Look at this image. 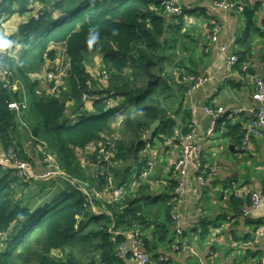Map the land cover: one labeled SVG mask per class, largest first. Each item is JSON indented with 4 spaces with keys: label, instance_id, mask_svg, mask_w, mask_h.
Segmentation results:
<instances>
[{
    "label": "trees",
    "instance_id": "trees-1",
    "mask_svg": "<svg viewBox=\"0 0 264 264\" xmlns=\"http://www.w3.org/2000/svg\"><path fill=\"white\" fill-rule=\"evenodd\" d=\"M164 2L0 0V21L30 14L37 5L42 7L40 16L21 23L14 35H0V149H13L22 160L32 161L17 135L18 114L9 107L23 101L22 93L10 88L18 77L28 83L24 87L28 105L23 114L30 136L36 145L44 142L50 151L57 150L59 165L67 176L59 178L64 189L49 193L48 198L43 197L48 183H23L13 170L0 165V233L4 235L0 264H126L131 256L120 259L118 248L130 238L140 240L146 254L162 264L160 248L172 243L175 234L171 203L178 183L169 180L159 196L150 194L148 180L135 189L132 184L147 167L142 154L147 153L148 145L154 148L167 143L179 128V121L183 134L191 132L192 113L182 112L188 91L182 80L184 76L198 77V70L185 61H176V50L186 36L181 33L184 18L196 12L184 10L181 16H172ZM262 5L254 1L244 10L248 29L240 43L249 40L251 31H260L256 16ZM90 29L98 32L91 43ZM61 45L68 60L65 88L52 95L49 89L53 84L43 86L42 81L33 79L48 62H56L55 47ZM97 55L102 56V72L109 76L106 85L97 86L87 68L95 64ZM251 56L248 49L238 53L235 70L240 75L248 73L244 66ZM55 69L51 70L57 72ZM86 96L105 98L94 101L90 108ZM110 98L119 99L118 105L111 107ZM69 103L76 107L74 125L68 119ZM117 112L124 116L123 127L131 133L129 140L116 142L112 165L100 163L94 154L91 159L96 168L86 169L77 151L114 134L112 120ZM227 119H223L228 125L223 137L242 145L246 127ZM157 121L160 126L155 136L145 143L146 134ZM48 131L54 137L52 142ZM109 176L117 187L126 188L124 198L106 203L93 197L86 205L83 184L105 191ZM35 196L43 200L39 203ZM249 199L232 197L228 214L241 216L250 206ZM199 225L202 237L209 236L211 221L203 215Z\"/></svg>",
    "mask_w": 264,
    "mask_h": 264
},
{
    "label": "crops",
    "instance_id": "crops-1",
    "mask_svg": "<svg viewBox=\"0 0 264 264\" xmlns=\"http://www.w3.org/2000/svg\"><path fill=\"white\" fill-rule=\"evenodd\" d=\"M254 1L263 3L256 16L257 28L260 31H251L249 40L247 38V42L242 44L240 41L246 38L248 29L243 13L235 9L229 11L215 9L212 6V0H180L185 11L196 12L194 15L184 18L181 33L186 36L178 45L176 61H185L188 67L198 70V76L205 80L201 87L188 96L192 103L190 110L192 121L189 128L199 140H204L206 132L212 124V117L206 108L222 107L229 111L236 109L248 111L257 107V103L253 99L254 83L257 78L264 79V0ZM239 2L240 0L232 1L236 4ZM27 16H33V13L25 16L15 15L7 22L3 35H14L19 25L29 19ZM14 19L18 20L15 31L10 28ZM212 21H216L220 26L217 41L212 40ZM177 25L179 24L177 23ZM182 45L189 46L188 50ZM58 47L62 48L63 45L55 48ZM222 48L226 52H223ZM245 49L252 51V56L249 57L247 63L248 73L240 75L235 68L230 71L229 57H238V53ZM100 68H102V64ZM88 71L90 73V70ZM178 72L175 70L174 74ZM87 102L90 107L91 100L87 99ZM67 113L69 120H76V107L73 103L68 104ZM223 119L217 130V134H220L219 141L214 138L205 141V151L209 150L211 158L209 162H204L209 166L215 164L219 166L216 186L207 189L201 188L196 179L195 167H190L189 176L186 179V192L180 208L179 230L181 234L178 235L177 225L174 224L173 242L160 248L159 255L168 258V261L162 262V264H255L259 259L264 258V240L256 241L258 229L260 226L264 227V219L254 220V217L245 215L244 212L241 216L234 217L233 221L227 220L224 216L228 214L232 197L249 199L252 192L264 196V138H254L248 149L243 148V145L236 146L229 139L223 137L228 127L227 122ZM227 120H231L232 124H241L245 128L252 122L253 115L245 114ZM112 121L114 134H116L122 128L119 130L117 119ZM179 124L178 130L182 132L181 121ZM23 130L25 129L23 128ZM23 133L26 137L25 140L20 137L23 151L32 159L35 172L41 174L44 172V164L43 156L38 151L39 144L36 145L30 139L28 140V130ZM107 136L109 135H104L102 138L105 139ZM101 142L90 145L84 151H77L78 157L86 169L87 166L96 168V163L92 161L91 156L94 155V150ZM0 151L2 150L0 149ZM146 152L142 158L147 159L148 162L155 160V168L148 180L151 188L150 194L159 196L168 187L169 180L175 179L172 171L173 165L179 157V149L175 144L167 143L154 148L148 145ZM86 160L89 162L87 163ZM236 163L242 164L245 168L239 169ZM240 178L243 182H239ZM43 181L49 184L45 188L44 195L54 194L58 188L64 189L60 179ZM232 182L244 192L241 197H237L230 190ZM41 183L42 181L39 185ZM200 205L204 210L202 213L199 211ZM249 207H245L244 210ZM203 215L211 221L209 229L211 233L207 237H202L203 235L199 232L200 217ZM223 219V223L218 226L220 220ZM213 228H215V236H213ZM220 238H224V241H217ZM134 242V238H130L126 242V248L129 251H133L135 248ZM246 242L253 243L254 246L247 247L245 246ZM179 244L186 245L187 248L175 249V246ZM232 254H235V257ZM151 261L152 264L158 263L152 258ZM126 264L138 263L130 258L127 259Z\"/></svg>",
    "mask_w": 264,
    "mask_h": 264
},
{
    "label": "built area",
    "instance_id": "built-area-1",
    "mask_svg": "<svg viewBox=\"0 0 264 264\" xmlns=\"http://www.w3.org/2000/svg\"><path fill=\"white\" fill-rule=\"evenodd\" d=\"M254 0H246L242 3H232L228 0H212V6L215 9L222 10H237L240 13H243L246 7L253 5ZM165 5L167 9V13L172 16H181L184 12V8L182 7L180 0H165ZM36 10V12H34ZM42 12V7L37 5L33 10V16L37 19ZM7 22L4 20L0 21V35L3 34L6 29ZM220 33V26L216 21H212V40L217 41L218 35ZM223 52H226L224 48L221 49ZM238 62L237 56H230L228 67L230 71L234 70L236 64ZM49 63V62H48ZM47 63V65H48ZM46 65V66H47ZM46 66L42 73L36 74L34 77L39 79H43L54 86L49 90V93L52 95L59 94L62 88V78L59 75H56L53 71H49L46 69ZM244 70H248L247 64L244 66ZM6 75V74H5ZM4 75V76H5ZM11 77V76H10ZM109 80L108 74L103 71L101 73V77L99 81L102 85H106ZM182 82L187 85L188 91L187 96L191 95L196 89L201 87L205 80L200 76H184ZM92 86V85H91ZM10 88L14 92H18L21 90L22 86H10ZM25 89V88H24ZM27 94V93H26ZM101 98H105V96H94V97H85V101L87 99L91 100L93 104L94 101L100 100ZM253 99L257 103V107L251 110L244 109H236V110H226L225 108H206L208 114L212 117V124L210 128L207 130L204 140H199L197 136L193 133L183 134L180 130L176 129L174 136L168 140V144H175L179 149V157L173 165V176L174 180L177 181L178 187L175 191V198L173 199L171 206L172 210V219L174 224L177 225V233L181 234L179 230V220H180V208L183 201V196L186 192V179L189 176V169L191 166L196 169V179L201 188H211L216 186V181L219 175V166L215 165H207L202 159L203 153L205 152V141L212 140L217 133L220 121L225 118H233L245 114H252L253 120L246 127L245 135L242 139L243 148L248 149L253 142L254 138L261 137L264 138V79L257 78L254 83V92ZM109 105L114 107L118 105L119 99L109 100ZM28 100L25 96H23L22 102H13L10 104V109L16 111L18 115L21 114L23 110L27 108ZM88 104V102H87ZM92 106V105H91ZM113 119H117L118 127L123 125L124 116L121 112H117ZM109 137V136H107ZM105 138L95 149L94 154L97 156V159L100 163H105L108 165H112V160L114 159L117 153V146L114 138ZM38 151L43 156V164H44V172L37 173L35 172V168L32 162L27 160H22L13 149H9L8 151H0V165L5 168L11 169L14 171V174L23 182V183H31L33 181H43L47 179H59L67 177L66 174L61 169L58 157L52 153L48 149V145L44 142L38 145ZM155 168V160L149 161L147 163V167L141 172L138 179H136L132 188L135 189L136 186L141 181H146L148 177L152 174ZM85 188V201L86 205L90 203L93 197L102 198L106 203H114L118 202L124 198L126 195V188L117 187L114 184V180L112 176L107 178V190L100 191L96 188L91 187L89 184L84 183ZM232 193L237 197H241L244 192L240 190L234 182L231 183ZM251 204L250 207L244 210L245 215H250L254 217V220H262L264 219V196L260 195L257 192L250 193ZM199 211L202 213L203 209L201 205L199 207ZM225 214V218L229 221H233L234 216H227ZM200 229V227H199ZM0 235H2L0 233ZM263 239L264 240V227L260 226L256 234V241ZM135 248L133 251H129L126 248V244H122L118 248V255L120 259H126L128 256H132L138 264H152L151 258L146 254L144 249V245L140 240L134 239ZM217 241L223 242L224 238L217 239ZM185 246V247H184ZM247 247H253V243H245ZM174 247V246H173ZM176 247V248H175ZM174 248L180 250L182 247L186 249V245H176ZM233 248V247H232ZM235 257V254H232ZM160 261L166 263L168 258L166 256H160ZM255 264H264V258L259 259Z\"/></svg>",
    "mask_w": 264,
    "mask_h": 264
},
{
    "label": "rangeland",
    "instance_id": "rangeland-1",
    "mask_svg": "<svg viewBox=\"0 0 264 264\" xmlns=\"http://www.w3.org/2000/svg\"><path fill=\"white\" fill-rule=\"evenodd\" d=\"M14 17V16H13ZM12 17V18H13ZM32 16H30V17H28L27 16V19L28 18H31ZM11 18V19H12ZM27 21V20H26ZM17 23H18V20H13L12 22H11V29L13 30V31H15V28H16V25H17ZM10 33H9V30H8V35H9ZM64 48H65V46H63L62 48H60V47H58V48H56V50H57V52H58V54H57V60H56V62L55 63H48V65L46 66V69L47 70H49V71H52L51 69L55 66L56 67V69L55 70H57V72L56 71H53L56 75H59V76H61V78H62V86H65V78H66V76H67V70H68V66H67V62H68V60H67V57H66V55H65V50H64ZM101 60H102V56L101 55H97L96 57H95V59H94V62H95V64H91V65H89L87 68H88V70H90V73L92 74V76H94L95 78H96V82L98 83V85L97 86H101L102 84L100 83V81H99V78L101 77V73H102V71H101V68H100V66H101ZM175 76V75H174ZM14 78V77H13ZM175 78H176V80H179V76H175ZM178 78V79H177ZM40 81H42V83H43V86H47V81H45V80H43V79H39ZM10 80H8V82H9ZM27 82L26 81H24V80H22V79H20V78H18V77H15L14 78V82H13V84H12V86H22V88H21V90L20 91H18V92H21L22 93V95L24 96V92H25V96H26V98H27V94H26V88L24 89V87L25 86H27ZM94 86V85H93ZM185 98L187 99V100H185L184 101V104H183V109H182V112H184V111H190L191 110V107H192V103L189 101V97L187 96V93H186V96H185ZM28 99V98H27ZM27 105H28V103H27ZM23 112L24 111H22L21 112V114L20 115H18V123H19V125H20V127H19V129H18V137H22V139L23 140H25V138L26 137H24V133H23V131L26 133V130H28V133H29V137H28V140L30 139L32 142H34L35 143V140L34 139H32L31 138V136H30V133H31V131H30V129H29V123L26 121V120H24V119H26L25 118V116H24V114H23ZM183 116L182 115H179V119L181 120V118H182ZM28 118V117H27ZM76 121L77 120H69V123L70 124H72V125H74L75 123H76ZM123 127V125L122 126H120L119 127V130L121 129ZM23 128L25 129V130H23ZM20 132H21V134H20ZM218 133V132H217ZM215 134V136H214V139L216 140V139H218V141H219V139H220V134ZM147 135V134H146ZM130 136H131V133L130 132H128V131H126L125 129H124V127L118 132V133H116V134H112V135H110L109 137H107V138H114L115 139V142H117V141H119V140H125V141H128L129 140V138H130ZM48 137H49V139H50V141L52 142V141H54V137H53V135H52V133H51V131H48ZM145 139V138H144ZM28 143H30L29 141H28ZM149 143V142H148ZM165 144H167V143H165ZM35 145V144H34ZM157 145H162V144H156L155 146H157ZM116 146H117V144H116ZM55 152H52V153H54V154H56L57 155V150H54ZM95 151V150H94ZM91 154V153H90ZM146 155V153H143L142 154V157L143 156H145ZM82 157V156H81ZM210 158H211V156H210V154H209V150H206L204 153H203V156H202V159L206 162H209L210 161ZM86 162L88 163L89 162V160H86ZM236 166L237 167H239V169H241V170H243L245 167H243L242 166V164H240V163H236ZM149 178H150V176L148 177V179L147 180H149ZM146 180V181H147ZM239 182H243V180L240 178L239 179ZM240 185V184H239ZM84 186V185H83ZM51 195V194H50ZM48 196V198H50L51 196ZM47 196H45V195H43V197H47ZM36 201L38 200V202L40 203L43 199H38V198H36L35 199ZM223 221H224V219L223 220H220V222H219V224H218V226L220 225V224H222L223 223ZM213 231H214V235L213 236H215V228H213ZM210 233H211V230H210ZM4 237V235L2 234V235H0V244L2 243V241H3V239L1 240V238H3ZM227 240V239H226ZM228 241V240H227Z\"/></svg>",
    "mask_w": 264,
    "mask_h": 264
},
{
    "label": "water",
    "instance_id": "water-1",
    "mask_svg": "<svg viewBox=\"0 0 264 264\" xmlns=\"http://www.w3.org/2000/svg\"><path fill=\"white\" fill-rule=\"evenodd\" d=\"M57 19H58V17H57ZM33 80H38V78L34 77ZM159 126H160V121H157L151 125V127H150V129H149V131H148V133L144 139L145 143H148L149 141H151L153 139V137L155 136Z\"/></svg>",
    "mask_w": 264,
    "mask_h": 264
},
{
    "label": "clouds",
    "instance_id": "clouds-1",
    "mask_svg": "<svg viewBox=\"0 0 264 264\" xmlns=\"http://www.w3.org/2000/svg\"><path fill=\"white\" fill-rule=\"evenodd\" d=\"M98 32L96 29H90V43L97 39Z\"/></svg>",
    "mask_w": 264,
    "mask_h": 264
},
{
    "label": "bare ground",
    "instance_id": "bare-ground-1",
    "mask_svg": "<svg viewBox=\"0 0 264 264\" xmlns=\"http://www.w3.org/2000/svg\"><path fill=\"white\" fill-rule=\"evenodd\" d=\"M50 90V89H49ZM132 257V256H131Z\"/></svg>",
    "mask_w": 264,
    "mask_h": 264
}]
</instances>
